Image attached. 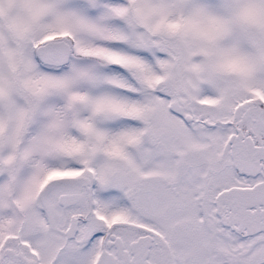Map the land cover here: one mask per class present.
Segmentation results:
<instances>
[{"label": "snow or ice", "instance_id": "obj_1", "mask_svg": "<svg viewBox=\"0 0 264 264\" xmlns=\"http://www.w3.org/2000/svg\"><path fill=\"white\" fill-rule=\"evenodd\" d=\"M0 264H264V0H0Z\"/></svg>", "mask_w": 264, "mask_h": 264}]
</instances>
